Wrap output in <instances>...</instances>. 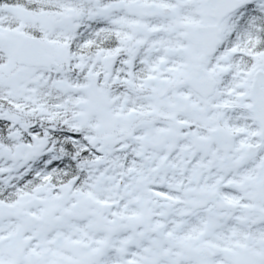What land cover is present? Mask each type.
<instances>
[{"label":"snow or ice","instance_id":"obj_1","mask_svg":"<svg viewBox=\"0 0 264 264\" xmlns=\"http://www.w3.org/2000/svg\"><path fill=\"white\" fill-rule=\"evenodd\" d=\"M0 264H264V0H0Z\"/></svg>","mask_w":264,"mask_h":264}]
</instances>
